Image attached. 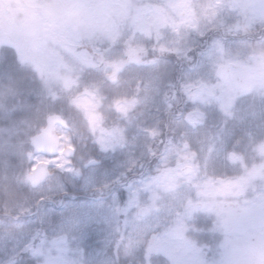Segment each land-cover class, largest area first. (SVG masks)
I'll use <instances>...</instances> for the list:
<instances>
[{"label": "rangeland", "instance_id": "obj_1", "mask_svg": "<svg viewBox=\"0 0 264 264\" xmlns=\"http://www.w3.org/2000/svg\"><path fill=\"white\" fill-rule=\"evenodd\" d=\"M242 23L248 29L264 25V0H0V45L16 46L42 75L47 92L68 91L97 127L103 154L83 166L77 154H35L29 123L18 116L23 107L14 103L7 109L17 129L0 126V154L29 194L4 204L9 213L0 215V264L27 251L42 264H117L121 256L137 264H153L155 258L157 264H211L193 244L208 228L200 220L233 233L236 249L225 251L218 264H264V250L255 253L250 242L264 232V139L256 126L264 117V38L246 30L239 36V29L238 37L224 33ZM212 31L202 55L189 59L200 36ZM99 34L118 47L101 53L91 42ZM157 50L161 58L150 56ZM169 52L186 59L175 93L173 81L156 73L168 63L172 69L179 65V57H165ZM125 55L128 64L115 71ZM221 66H232V79H220ZM8 90L14 92L2 87L1 94ZM172 97L179 111L159 158L153 148L161 136L159 115L171 112ZM136 107L141 110L135 119L142 122L133 131L106 128L97 113L128 114ZM214 111L220 124L200 130L199 116ZM74 128L71 134L69 124L58 127L63 149L75 147ZM233 128L247 136L242 147ZM105 159L114 161L112 169L101 167ZM43 162L57 173L34 189L30 172ZM188 165L193 170L185 175ZM236 166L247 174L228 172ZM227 204L244 214L235 217ZM260 239L264 245V233Z\"/></svg>", "mask_w": 264, "mask_h": 264}, {"label": "trees", "instance_id": "obj_2", "mask_svg": "<svg viewBox=\"0 0 264 264\" xmlns=\"http://www.w3.org/2000/svg\"><path fill=\"white\" fill-rule=\"evenodd\" d=\"M244 25L245 24L242 23V25L237 28L235 27L234 29H229L226 30V32H222L227 33V31H229V34H235V36L238 37L237 34H239V32L235 30L239 29V36H244V32L246 30L252 31L255 34L253 36L256 38H264V34H261L264 33V25H255V27L251 29H248L246 25ZM214 33L216 32L212 31L209 33V35H201V42L198 46L192 49V51L188 55V58H199L203 53V47L207 45L208 41L213 37ZM259 34L261 35L258 36ZM95 37H93L91 42L94 44V41H96V47H100L101 53H103V51L109 46H112L114 48L118 47L117 44L111 43L108 38H103L100 34L99 36L97 35L96 39ZM88 44L89 43L87 42L85 45ZM124 47H126L125 51L128 52V46L124 45ZM150 56H157L161 58L162 52L157 50L154 53H150ZM165 57L170 58L171 60L173 59L174 61L177 57H179V65H177L175 69L171 68L174 66V64L168 63L156 70V73L162 78L163 81H173L174 88L172 89V91L175 93V91L178 90V82L183 79V73L181 70H183V64L186 59H181L178 54H175L173 52H169L168 56ZM128 58L129 55H125L116 67L115 71L119 72L120 69L123 68L121 64L124 63V65H127ZM181 62L182 65L181 67H179ZM104 63H107V61H105ZM109 64L110 66H112L111 61H109ZM115 65L117 64L115 63ZM77 74L79 75V73L76 72L75 75ZM2 87L13 89L14 92L10 93L8 90V92L6 93L7 95L3 96L1 94ZM44 88L45 87L42 82V75L37 71L36 68H34L32 65H28L25 60H23V57L20 55V52L18 51L16 46L10 43H3L2 45H0V126L6 124L4 126H9V128L17 129L7 110L10 109L14 103L17 107H23V111L21 109L20 113H18V116H22V119H24L23 123L25 121L29 123L27 130L32 134L30 135V139L38 135V132L43 129L48 117L51 114L60 115L67 121V124H69L70 132H72L71 134H74V127H78L76 130V132L78 131L77 134L73 136L72 144L77 150L75 160H77L79 157H82L84 160L79 166H83V164L87 160H91L92 162L100 160V158L102 157L101 155L103 154L95 139L97 134H95L94 132L98 129L95 125L92 124V122L87 120L86 112L76 104H73L71 100H69V98L67 97L68 91L64 90V87L57 90L56 93L53 91L47 92ZM171 101H173V103L171 102V112L167 113L170 110L167 111L166 109V111L162 110L159 115L160 121L158 124L161 130V136L156 138V144H154L153 146L154 153L157 154L159 158H161L163 143L162 141L164 140L165 135H167V138L170 140L168 133H171V129L174 128L173 126L175 117L173 113L176 114L179 111V105L177 104V101H175L174 97L171 98ZM140 110L141 108L136 107L128 114H123L117 111L99 109L97 113L102 119V124L106 128L115 129L118 131H133L135 130L134 128H136V126H138L139 123L142 122L139 119H135ZM171 114H173V117H171ZM220 119L221 117L218 111H214L213 113H206V115L203 114L199 116L197 120L198 127L202 131L203 129H212L213 126L220 124ZM148 123L153 124V119L148 120ZM9 124H13V126L10 127ZM73 124L76 125L73 126ZM27 125L24 126L26 127ZM233 130L235 131V140L239 139V143L241 144L240 146L242 147L248 141L247 136L243 134V132L239 129L233 128ZM11 132H14V130L11 129ZM263 134L264 122H262L261 132H259L258 137L263 138ZM174 135L176 136V133ZM240 146L238 148H241ZM27 148H31L30 140ZM113 162L114 161L112 160L105 159L103 160L101 167L103 169H112L111 165H113ZM158 164L159 162L153 163L150 166H155ZM228 172H235V174L241 176L247 174L246 169L238 166H236V169L234 168L233 170L228 168ZM56 173V168L52 167V176ZM61 175V178L69 184L70 178L69 175H67V172H63ZM27 194H29L28 185L17 183L13 176H11V172L4 164L2 155L0 154V204H2L3 207L2 209H0V215H4L6 212H8L5 209L4 204L10 202H19L23 198H25ZM11 213L14 215L20 214L17 210ZM5 218L8 220L12 219L11 217H9V215H6ZM198 224L201 228H206L210 225L209 222L204 220L198 221ZM204 236H206L205 233H203V237ZM41 261V259L34 258L30 251H27L16 257L9 264H42ZM116 261L117 264H137V260H128L127 258L122 256ZM152 262L153 264H157L156 258L154 259V261L152 260Z\"/></svg>", "mask_w": 264, "mask_h": 264}, {"label": "water", "instance_id": "obj_3", "mask_svg": "<svg viewBox=\"0 0 264 264\" xmlns=\"http://www.w3.org/2000/svg\"><path fill=\"white\" fill-rule=\"evenodd\" d=\"M150 37V34H148ZM233 67H237L234 65ZM232 66H221L220 67V77L223 80H227L231 77ZM66 126V121L59 115H53L48 118L46 128L36 136L33 142V147L36 154H42L48 157H56L61 153L62 138L57 130V126ZM75 148L69 146L64 150V154L72 158L75 156ZM193 168L191 166H186L183 169L184 174L192 172ZM51 169L47 163H43L38 166L30 174L31 187L36 189L39 188L44 182H46L50 177ZM65 238L57 239L58 242L64 241Z\"/></svg>", "mask_w": 264, "mask_h": 264}, {"label": "flooded vegetation", "instance_id": "obj_4", "mask_svg": "<svg viewBox=\"0 0 264 264\" xmlns=\"http://www.w3.org/2000/svg\"><path fill=\"white\" fill-rule=\"evenodd\" d=\"M234 75V74H232ZM230 205V208H235L234 215L239 218L244 214V211L236 205ZM226 205V206H227ZM258 216V214H257ZM262 224L259 227L261 229ZM207 228V227H206ZM217 226H208L206 229V236L202 239H199V243L194 242V247L197 248L202 255H206L208 261L212 262L211 264H218L220 260L224 257L225 251L235 250V246H231L233 241V233L225 230L224 226L220 225L216 231ZM220 230V231H219ZM207 231H210L208 234ZM264 233L262 230L257 231L255 236L251 237V241L256 244L255 253H260L261 250H264L263 242L260 239V235ZM262 243V244H261ZM258 247V248H257Z\"/></svg>", "mask_w": 264, "mask_h": 264}]
</instances>
